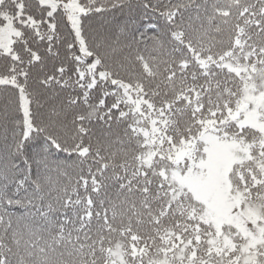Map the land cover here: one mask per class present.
I'll return each instance as SVG.
<instances>
[{
	"label": "snow or ice",
	"instance_id": "6c2138e0",
	"mask_svg": "<svg viewBox=\"0 0 264 264\" xmlns=\"http://www.w3.org/2000/svg\"><path fill=\"white\" fill-rule=\"evenodd\" d=\"M0 264H264V0H0Z\"/></svg>",
	"mask_w": 264,
	"mask_h": 264
}]
</instances>
